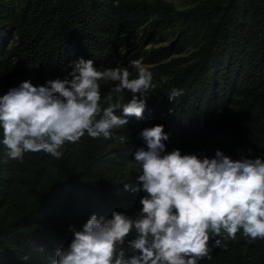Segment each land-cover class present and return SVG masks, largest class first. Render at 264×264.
Returning <instances> with one entry per match:
<instances>
[{"label": "trees", "instance_id": "16d2710c", "mask_svg": "<svg viewBox=\"0 0 264 264\" xmlns=\"http://www.w3.org/2000/svg\"><path fill=\"white\" fill-rule=\"evenodd\" d=\"M171 13L180 36L176 51H195L185 68L169 72L171 64L162 66L166 75L153 78L157 87L147 94L142 120L128 117L107 139L85 133L77 154L56 159L28 152L23 162L7 157L0 128V264H53L57 249L67 248L93 214L137 217L147 193L132 190L141 187L142 172L133 153L147 150L140 135L145 128L165 126L166 152L211 159L221 150L233 160L264 158V0H198L179 13L140 0H0V77L16 80L13 87L24 81L41 86L63 79L80 58L93 60L97 70L160 61L167 53L150 56L166 49L137 51L117 62L129 35L155 14L151 30L172 22ZM167 74L172 79L165 83ZM114 85L109 81L102 89L101 109L130 102L131 93H116ZM173 89L182 95L170 101ZM115 114L122 116V108ZM128 165H139L140 172L118 177ZM215 239L226 248L212 247ZM210 247L211 259L198 264H264V239L252 240L242 229L234 240L225 233L212 238Z\"/></svg>", "mask_w": 264, "mask_h": 264}, {"label": "clouds", "instance_id": "9594fccd", "mask_svg": "<svg viewBox=\"0 0 264 264\" xmlns=\"http://www.w3.org/2000/svg\"><path fill=\"white\" fill-rule=\"evenodd\" d=\"M129 64L138 71L137 78L130 79L127 67L99 71L93 60L80 58L72 61L63 79L41 86L24 81L10 88L0 96L7 157L23 162L25 153L45 152L60 159L66 142L76 144L85 133L107 139L111 129L129 123L128 117L142 120L147 94L157 85L140 60ZM101 80L118 82L112 91L127 90L130 102L101 109ZM180 95L182 90L173 89L168 98L174 101ZM107 99L112 101L111 94ZM121 108L123 115L117 116ZM140 135L147 150L140 147L133 153L142 172L141 187L132 190L147 195L140 200L138 216L93 214L82 230L74 231L67 248L57 249L53 264H198L211 259L210 240L222 233L234 240L242 229L252 240L264 239V158L233 160L221 150L211 159L182 155L179 149L166 152L169 134L162 124ZM133 231L136 237L128 240ZM126 242L131 253L127 257ZM212 247L226 244L215 239Z\"/></svg>", "mask_w": 264, "mask_h": 264}, {"label": "rangeland", "instance_id": "374dc122", "mask_svg": "<svg viewBox=\"0 0 264 264\" xmlns=\"http://www.w3.org/2000/svg\"><path fill=\"white\" fill-rule=\"evenodd\" d=\"M144 1L145 3L150 4H156V3H163L166 5H169L172 8V11L179 13V12H185L186 10H189L193 7H195L198 3V0H140ZM170 17H172V22L163 24L160 26L159 24L154 27L153 30L150 27L151 22L155 20L156 14L152 15L148 21L139 27L137 30H135L131 35H129V41L124 45V47L120 51L121 58L117 60L119 64L129 61L132 56L137 52H154L159 51V49H166L164 51L156 52V54H151L150 59H156L157 56L167 53L166 57L161 59L160 61L155 62H149V61H143L142 66L150 70L153 74V78L156 76L161 77L164 73V69L162 66H165L167 64H171L170 67H168L169 72H173L176 69L175 68H185V66L189 65L192 60V55L194 53V49L191 46H187L184 48V50H178L176 51V47L179 44L180 36L177 34V25L175 24V21L177 19V15L171 13ZM178 65V66H176ZM106 69H101L99 71H104ZM130 79L137 78L138 77V71L130 66ZM168 72V73H169ZM168 75V74H167ZM167 80L172 79L171 76L166 77ZM14 79L7 80L0 77V96L6 94L10 88H13V85L15 84ZM113 82L116 86L117 83L111 80H101L98 81L101 85V91L105 88L106 83ZM124 95L130 94L127 90H125ZM118 142V140H117ZM115 143V142H114ZM80 141L76 144L68 143L66 142L62 151L66 154H77L79 149ZM140 172V166L139 165H128L123 168H119L117 170L118 177H132ZM136 235H131L127 239L131 240L134 239ZM124 250L126 252V257L128 255H131L130 251L127 249V242L123 246Z\"/></svg>", "mask_w": 264, "mask_h": 264}]
</instances>
